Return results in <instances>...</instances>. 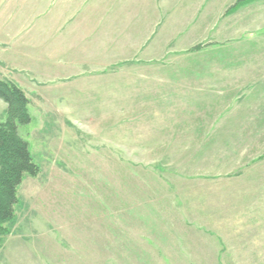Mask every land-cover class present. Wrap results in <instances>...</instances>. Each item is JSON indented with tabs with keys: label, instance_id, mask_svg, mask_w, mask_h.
Here are the masks:
<instances>
[{
	"label": "rangeland",
	"instance_id": "obj_1",
	"mask_svg": "<svg viewBox=\"0 0 264 264\" xmlns=\"http://www.w3.org/2000/svg\"><path fill=\"white\" fill-rule=\"evenodd\" d=\"M128 1L111 40H43L66 80L19 71L0 40L39 167L0 264H264V0Z\"/></svg>",
	"mask_w": 264,
	"mask_h": 264
},
{
	"label": "crops",
	"instance_id": "obj_2",
	"mask_svg": "<svg viewBox=\"0 0 264 264\" xmlns=\"http://www.w3.org/2000/svg\"><path fill=\"white\" fill-rule=\"evenodd\" d=\"M128 3V0H0V40L9 47L10 62L19 71L66 80L67 72L77 66L66 61L67 53L60 54L55 42L49 54L42 51L43 40L79 39L83 44L99 36L111 40L115 29H123L120 23H124ZM132 4L144 6V1ZM31 45L39 50H31ZM51 62L54 67L50 68ZM97 69L87 64L83 70Z\"/></svg>",
	"mask_w": 264,
	"mask_h": 264
},
{
	"label": "trees",
	"instance_id": "obj_3",
	"mask_svg": "<svg viewBox=\"0 0 264 264\" xmlns=\"http://www.w3.org/2000/svg\"><path fill=\"white\" fill-rule=\"evenodd\" d=\"M0 99L7 104V120L0 123V225L15 215L17 190L25 175L36 176L39 167L33 163L29 144L19 127L31 123L30 100L16 83L0 80Z\"/></svg>",
	"mask_w": 264,
	"mask_h": 264
}]
</instances>
